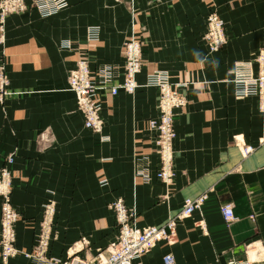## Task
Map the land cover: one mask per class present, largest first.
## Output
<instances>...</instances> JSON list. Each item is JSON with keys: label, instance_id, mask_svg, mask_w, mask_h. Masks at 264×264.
Listing matches in <instances>:
<instances>
[{"label": "crops", "instance_id": "obj_1", "mask_svg": "<svg viewBox=\"0 0 264 264\" xmlns=\"http://www.w3.org/2000/svg\"><path fill=\"white\" fill-rule=\"evenodd\" d=\"M47 19L32 9L3 21L0 67L8 79L0 103V170L13 159L10 205L18 255L0 264H36L25 255L38 232L42 206H56L55 239L48 257L94 256L115 235L107 205L120 199L138 228L163 226L186 199L208 193L201 212L180 222L172 244H158L136 264H225L243 260L259 244L264 264V115L257 98H237L231 70L253 61L264 47V0H66ZM211 13L224 23L226 46L208 54L203 36ZM99 30L89 42L88 32ZM141 45L140 87L130 96L103 95L102 135L84 129L67 72L78 61L123 69L122 50ZM70 49L63 50L62 43ZM2 63V64H1ZM169 74L187 84V105L176 112L174 178L156 180L147 122L156 116V89L145 76ZM252 151L244 155V151ZM148 168L152 180L137 174ZM108 186L101 188L99 182ZM233 206L229 227L219 208ZM1 212V203H0ZM82 239L87 245L81 246ZM76 247V250H75Z\"/></svg>", "mask_w": 264, "mask_h": 264}, {"label": "built area", "instance_id": "obj_2", "mask_svg": "<svg viewBox=\"0 0 264 264\" xmlns=\"http://www.w3.org/2000/svg\"><path fill=\"white\" fill-rule=\"evenodd\" d=\"M67 8L65 0H0V25L8 16L22 15L34 9L41 19H47L57 15ZM206 33L203 37L209 55L216 52L226 44L224 23L217 15H210L206 22ZM2 37H0V42ZM87 40L96 42L99 40V32L91 29ZM63 50L71 47L69 42L62 43ZM124 69L117 73L111 66L102 65L91 68L87 60L78 61L67 72V87L75 97L78 113L82 116L83 126L99 137L100 142L108 141L102 135V94L108 93L115 97L119 92L133 95L140 88L136 83V76L142 69L141 45L131 42L123 49ZM258 68L252 61L239 62L233 65L231 70V81L235 88L237 98L253 97L260 102L259 109L264 113V47L260 50L256 59ZM0 67V91L5 86V78ZM121 76L120 83L116 80ZM144 87L156 89L157 114L147 122L146 134L149 136V145L153 155L156 157L157 171L155 178L163 185H169L174 178V141L176 133L174 129L175 112L186 107L187 98L185 91L187 84H172L169 74L159 73L146 76ZM104 93V94H106ZM248 148L245 152L250 153ZM13 160L9 159L8 166L0 170V249L1 262L6 263L9 259L18 255L15 248L16 232L15 226L19 214L10 205L12 189L11 166ZM145 183L152 180L148 168L137 174ZM99 186L106 188V180L100 181ZM208 193H204L195 199H186L180 215L170 219L163 226L138 228L132 222L133 214L120 199L111 201L107 207L114 215L115 235L112 243L104 250H99L94 256L81 257L72 252L67 261H59L49 258L50 244L55 239L54 220L56 206L46 203L42 206V216L39 222L37 235L34 239L30 252L25 256L35 261L36 264H136L143 256L152 251L158 244H172L176 227L186 217L194 212H201L208 201ZM224 223L229 227L237 221L233 213V206L223 205L219 208ZM82 239L81 247L87 245ZM259 244L252 243L245 248V260L231 259L225 264H254L249 254ZM76 250V247H75ZM261 261V260H260ZM164 264H174L172 256L167 255Z\"/></svg>", "mask_w": 264, "mask_h": 264}, {"label": "bare ground", "instance_id": "obj_3", "mask_svg": "<svg viewBox=\"0 0 264 264\" xmlns=\"http://www.w3.org/2000/svg\"><path fill=\"white\" fill-rule=\"evenodd\" d=\"M66 1V0H65ZM210 15H215V13H211ZM209 15V16H210ZM208 16V17H209ZM206 22H207V20H206ZM207 26V25H206ZM4 27V26H3ZM1 28V27H0ZM3 29V28H2ZM93 29H96V28H93ZM98 32H99V30L98 29H96ZM206 30H207V28H206ZM100 33V32H99ZM87 36H88V34H87ZM204 37V36H203ZM131 42H138V41H129V42H127V43H125L124 44V46L126 45V44H128V43H131ZM139 43V42H138ZM226 44H227V41H226ZM226 44L223 46V47H221L220 49H218L216 52H214V53H217L218 51H220L221 49H223L225 46H226ZM123 49H124V47H123ZM207 49H208V47H207ZM260 52V51H259ZM259 52H258V54H259ZM214 53H211V54H214ZM208 54H209V52H208ZM122 55H123V50H122ZM258 58V55H257V57L252 61L253 63H254V65H256V67H254V69H256V68H258V65L256 64V59ZM237 63H239V62H237ZM2 64V63H1ZM236 64V63H235ZM108 66H111L114 70L116 69V67H114V66H112V65H108ZM234 67V66H233ZM123 69H124V62H123ZM123 69H122V71H123ZM5 73V72H4ZM140 73H141V71H140ZM139 73V74H140ZM159 73H161V72H155V73H153V74H159ZM138 74V75H139ZM153 74H150V75H153ZM166 74V73H165ZM138 75L136 76V78L138 77ZM147 76H149V75H147ZM120 81H121V76L120 77H118L117 78V80H116V82L117 83H120ZM232 82V81H231ZM145 83H146V76H145ZM232 85H233V83H232ZM233 89H234V96H235V88H234V85H233ZM122 92V91H121ZM122 93H124V92H122ZM263 94H264V91H263ZM134 95V94H133ZM130 96H132V95H130ZM236 97V96H235ZM246 98H253V97H246ZM241 99H245V98H241ZM258 99V98H257ZM76 101V100H75ZM258 101H259V99H258ZM187 105V104H186ZM259 107H260V102H259ZM182 110V109H181ZM178 111H180V110H178ZM259 111L262 113V115H264V113L259 109ZM156 112H157V107H156ZM177 112V111H176ZM176 112H175V114H176ZM102 127V126H101ZM85 129V128H84ZM86 130H88V129H86ZM89 131V130H88ZM250 258H251V260L252 261H255V262H257V261H260V260H262V250H261V248L258 246V247H256V249L255 250H252L251 251V253H250Z\"/></svg>", "mask_w": 264, "mask_h": 264}, {"label": "rangeland", "instance_id": "obj_4", "mask_svg": "<svg viewBox=\"0 0 264 264\" xmlns=\"http://www.w3.org/2000/svg\"><path fill=\"white\" fill-rule=\"evenodd\" d=\"M30 11V10H29ZM28 12V11H27ZM26 13V12H25ZM24 14V13H23ZM15 16H17V15H15ZM3 24L1 23V25H0V37H1V35H2V28H3ZM1 43V42H0ZM3 73V75H4V78H5V86L3 87V89L0 91V103H3V101H4V97H6V93H7V89H8V79H7V76L5 75V73H4V71H2ZM104 93H106V92H104ZM102 94V97H103V95H105V94ZM246 151V150H245ZM244 151V155L245 154H247L246 152ZM9 159H12L11 157H9V158H6V164H5V166H8V162H9ZM13 160V159H12ZM4 166V167H5ZM3 167V168H4ZM12 170V169H11ZM11 181H12V173H11ZM11 194H12V189H11ZM181 213V212H180ZM180 213L178 214V215H180ZM176 217V216H175ZM174 218V217H173ZM186 218H188V217H186ZM186 218H184L183 220H185ZM183 220H181L180 222H182ZM133 222V221H132ZM134 224V223H133ZM252 243H255V242H251V243H249V244H247L246 245V247L248 246V245H250V244H252ZM245 247V248H246ZM1 254H2V252H1V249H0V262H1ZM249 256H250V254H249ZM246 259V255H245V258L243 259V260H245ZM251 259V258H250ZM231 260V259H230Z\"/></svg>", "mask_w": 264, "mask_h": 264}]
</instances>
